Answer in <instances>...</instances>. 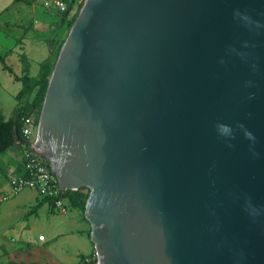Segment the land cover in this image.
I'll return each instance as SVG.
<instances>
[{
  "label": "water",
  "instance_id": "obj_1",
  "mask_svg": "<svg viewBox=\"0 0 264 264\" xmlns=\"http://www.w3.org/2000/svg\"><path fill=\"white\" fill-rule=\"evenodd\" d=\"M31 146L99 264H264V0H86Z\"/></svg>",
  "mask_w": 264,
  "mask_h": 264
},
{
  "label": "rangeland",
  "instance_id": "obj_2",
  "mask_svg": "<svg viewBox=\"0 0 264 264\" xmlns=\"http://www.w3.org/2000/svg\"><path fill=\"white\" fill-rule=\"evenodd\" d=\"M29 1L0 0V62H3L0 63V115L6 119L12 117L18 103L16 96L23 88L15 77L26 74L36 77L44 61H50L55 68L64 44L58 42L53 50L52 42L59 41L57 37L60 36V42L65 43L71 31L61 27L62 13L67 11V18L71 20L80 14L86 2ZM4 65L12 68L13 74L6 71ZM40 116L41 112L35 115L39 120ZM21 153L17 147L0 156V198L7 197L6 201L0 202V264H55L59 260L57 257L66 264H75L78 253L89 251L88 239L79 232L59 234L86 224L91 246L96 250L92 224L85 211L81 212L82 219L79 210L71 207L65 215H52L43 206L39 216L35 217L34 206H31L36 201L34 191L26 189L16 194L10 187ZM80 190L89 191L86 188ZM40 236L46 241L40 242Z\"/></svg>",
  "mask_w": 264,
  "mask_h": 264
},
{
  "label": "trees",
  "instance_id": "obj_3",
  "mask_svg": "<svg viewBox=\"0 0 264 264\" xmlns=\"http://www.w3.org/2000/svg\"><path fill=\"white\" fill-rule=\"evenodd\" d=\"M28 2L30 3L29 0ZM78 15L79 13L70 20L67 18V11L63 12L62 19L60 20L61 27H63L65 30L71 29ZM57 39L59 41L55 39L52 42L53 50L56 48L58 42L61 45L64 44L63 41L60 42V36H58ZM4 69L13 74V70L9 66L4 65ZM53 69L54 67L50 61H44L41 64L40 71L36 77H31L27 74L23 77H15L16 81L22 83L23 88L16 96L18 103L12 117L6 119L3 115H0V156L5 154L9 149L17 147L19 148L18 143H23L25 141L22 134L23 118L31 115L38 116V113L41 112L49 86V78L53 72ZM36 120L39 121L38 118H36ZM48 164L51 166L49 162ZM64 197L69 200L73 208H78L82 211H85L89 197V191L86 192L85 190L80 189L77 191L67 190L64 194ZM45 203H49V205L52 206L53 200L49 198L40 199L39 203L34 206L32 212L36 213Z\"/></svg>",
  "mask_w": 264,
  "mask_h": 264
},
{
  "label": "built area",
  "instance_id": "obj_4",
  "mask_svg": "<svg viewBox=\"0 0 264 264\" xmlns=\"http://www.w3.org/2000/svg\"><path fill=\"white\" fill-rule=\"evenodd\" d=\"M39 121L34 115L23 118L22 134L25 139L18 143L21 149L20 171L14 174L10 180V187L14 193L30 189L35 191L40 199H51V208L57 214H66L70 209L69 200L64 197L68 189H62L52 167L41 156L35 154L31 143L35 140L38 131ZM77 191V190H75ZM7 200V197L0 198V202ZM44 240V236L39 237ZM81 264H99V256L92 254L85 256Z\"/></svg>",
  "mask_w": 264,
  "mask_h": 264
},
{
  "label": "clouds",
  "instance_id": "obj_5",
  "mask_svg": "<svg viewBox=\"0 0 264 264\" xmlns=\"http://www.w3.org/2000/svg\"><path fill=\"white\" fill-rule=\"evenodd\" d=\"M236 17H242V14L237 10L235 12ZM243 19H247V17H242ZM244 47L247 48V43L244 44ZM231 52H235L237 55H239L242 59L245 57V53L243 52H237L236 49H230ZM221 63H224V60L220 61ZM253 69H255V65H252ZM248 86H253L252 81H248ZM216 130L218 133V136L222 137L225 142L228 144V147H233L234 145L231 143L232 140L236 138V130H241L243 132L244 137L252 141V145L250 146V151H252L254 156H257L258 153L255 151V141L256 137L255 135L248 130L244 124L237 123L236 129H234L232 126L225 124V123H217L216 124ZM245 210L251 215L252 217H257L261 214V209H258L255 205H253L251 198H248L245 205Z\"/></svg>",
  "mask_w": 264,
  "mask_h": 264
},
{
  "label": "crops",
  "instance_id": "obj_6",
  "mask_svg": "<svg viewBox=\"0 0 264 264\" xmlns=\"http://www.w3.org/2000/svg\"><path fill=\"white\" fill-rule=\"evenodd\" d=\"M20 160H21V157L19 158V161H18V164H17V166H16V168H15V171H14V174H17V173H19V171H20ZM34 193H35V199H36V201L35 202H33V204L31 205V206H36L38 203H39V201H40V197L38 196V194L34 191ZM69 204H70V202H68ZM43 206H46V208H47V212L49 213V212H51L52 213V215H54V214H57V213H55L54 211H53V209L51 208V205H49V203H45V204H43L42 206H41V208H39V210L36 212V213H33V215L35 216V217H38L39 216V211H40V209H42V207ZM30 207V206H29ZM70 207L71 208H73L72 206H71V204H70ZM74 209H77V210H79V215L81 216V218L83 219V217H82V215H81V212H82V210L81 209H78V208H74ZM58 215H65V214H58ZM57 228H60L59 226L57 227ZM88 229H89V226H87L86 224H82L81 225V227H78V228H75V229H73L72 231H70V232H63V233H61V234H59V235H61V236H65V235H68V234H75V233H81V236L82 237H86L87 239H88V244H89V251L88 252H83V253H78V255H77V260H76V262H75V264H81V260H82V258H84L85 256H88V255H92V254H94V253H96L95 251V248L93 247V246H91V241H90V239L88 238V234H87V232H88ZM46 241V238H44V240H40V242H45ZM56 257V256H55ZM57 259H59L58 261H56L55 262V264H66L64 261H63V259H61V258H59V257H57ZM34 264H36V263H34Z\"/></svg>",
  "mask_w": 264,
  "mask_h": 264
}]
</instances>
